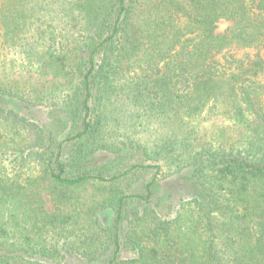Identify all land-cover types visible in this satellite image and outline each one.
Listing matches in <instances>:
<instances>
[{
    "label": "trees",
    "instance_id": "obj_1",
    "mask_svg": "<svg viewBox=\"0 0 264 264\" xmlns=\"http://www.w3.org/2000/svg\"><path fill=\"white\" fill-rule=\"evenodd\" d=\"M53 1L0 0V264H264V0H64L88 34L62 55L49 51L69 46L59 32L27 27ZM11 53L65 92L52 125L31 114L44 93L6 70ZM223 88L246 137L201 146L176 195L159 191L161 161H125L119 146L91 166L105 102L122 94L137 122L173 136ZM85 187L91 207L73 215L58 193Z\"/></svg>",
    "mask_w": 264,
    "mask_h": 264
},
{
    "label": "rangeland",
    "instance_id": "obj_2",
    "mask_svg": "<svg viewBox=\"0 0 264 264\" xmlns=\"http://www.w3.org/2000/svg\"><path fill=\"white\" fill-rule=\"evenodd\" d=\"M66 3L64 0H54L49 9L45 10V17L42 20L35 22V25L27 26L30 28H37L41 26L48 31L59 32L61 37L65 41H69V46L62 47L61 44L54 45L49 51L55 53V55H62L68 53L69 48L74 47L77 43L81 45V42L85 41L88 32L79 26L77 23H73L72 20H76L75 16H67L68 9H66ZM231 23L229 21L221 20L217 23L216 34H224L230 28ZM56 30V31H54ZM34 33V32H32ZM53 37V34L50 36ZM67 39V40H66ZM51 41V40H49ZM42 48V47H39ZM45 52L47 48L44 49ZM44 52V51H42ZM61 52V53H60ZM84 53V52H83ZM13 53L7 56L6 70L11 71L16 76H23L25 80L35 79L34 89L43 91L45 100H39L32 108V115L36 117L42 125L48 127L52 125V118L48 113L50 107L49 104H53L54 101H60L63 99L62 94H58L56 99L53 93L54 86L57 82H49L47 78H44L39 74L38 65H26L18 64L15 60H11L10 57ZM82 54V53H81ZM60 84H63L59 81ZM43 89V90H41ZM222 94L229 92L223 88ZM122 96V97H121ZM119 101L105 102L101 106V115L108 119L110 129H107L101 138L102 151H99L93 160L91 166L100 165L103 163L113 162L116 156L113 153L106 152L107 150L113 151V149L122 148V159L133 163L142 164H157L156 161H161L162 169L158 175V181H161V195H165L168 190L172 191L176 195L179 191H182L184 186L181 181H190L188 174V162L189 159L199 151L201 146L211 145L217 147L221 143L226 145L227 142H234L243 140L246 137L244 127L240 125L229 114L228 111L232 109V97H228L226 94L222 95V98L218 102L208 104L205 108L191 117L183 118L180 122L181 127L178 125L176 128L177 134L171 136L163 134L160 131V122L155 124V121L151 120L149 124L141 122L136 116L132 115V112L128 110V105L124 103L127 101L126 96L121 94ZM54 98V100H52ZM145 124L144 126H142ZM175 128V131H176ZM165 143V147L161 145ZM120 157V158H121ZM176 165H173L175 162ZM169 163L172 164L170 168ZM113 164V163H112ZM165 169V170H164ZM150 175H147L145 180H148ZM168 181H177L175 183ZM172 183V184H170ZM58 193L63 200V195L67 198L65 205L66 210L72 211L73 215H81L87 211L91 206V201L94 199L95 191L89 187L83 189ZM54 197V196H53ZM50 206L47 204V208ZM98 218L105 223L111 217V213L108 211L97 210ZM107 222V221H106Z\"/></svg>",
    "mask_w": 264,
    "mask_h": 264
}]
</instances>
